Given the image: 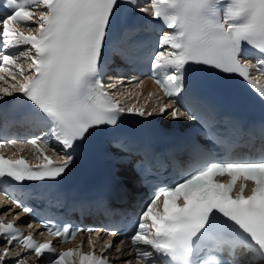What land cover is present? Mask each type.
<instances>
[{
    "label": "snow or ice",
    "instance_id": "obj_1",
    "mask_svg": "<svg viewBox=\"0 0 264 264\" xmlns=\"http://www.w3.org/2000/svg\"><path fill=\"white\" fill-rule=\"evenodd\" d=\"M127 5L136 6L135 0H8L9 11L0 14V81H4L0 103L20 94L48 130L23 141L37 146L35 165L0 152V181L56 180L93 132L118 127L125 114L199 121L206 142L216 136L223 143L213 130L215 110L198 107L200 99L190 89L188 76L197 71L238 75L264 100V84L251 75L255 69L264 76V0H145L137 10L162 25L150 63L168 102L151 111L135 104L122 107L108 91L117 85H105L100 76L110 31ZM245 46L259 54L255 63L243 57ZM114 51L129 58L124 48ZM49 137L63 152L56 161L38 147L50 148ZM18 143L22 142L0 137V148ZM187 167L174 182L154 186L128 237L132 255L140 264H264V155L224 159L205 145L194 144ZM145 178L142 172L141 179ZM4 194L12 198L11 193ZM14 203L31 213L20 200ZM34 223L43 224L62 242L74 239L77 231H93L43 220L30 221L28 227ZM0 236L8 244L0 264L9 258L14 264H27L32 254L37 261L53 254L48 264H76L74 255L79 264H111L103 253L114 247L108 241L98 256L89 238L91 252L80 247L57 251L52 241H36L32 233L24 235L14 221L3 219ZM14 242L21 251H11ZM23 253L27 255L22 258Z\"/></svg>",
    "mask_w": 264,
    "mask_h": 264
},
{
    "label": "bare ground",
    "instance_id": "obj_2",
    "mask_svg": "<svg viewBox=\"0 0 264 264\" xmlns=\"http://www.w3.org/2000/svg\"><path fill=\"white\" fill-rule=\"evenodd\" d=\"M147 84H148V82H147ZM148 85H149V84H148ZM127 102H128V101H127ZM7 246H8V244H7L6 239L3 238L2 236H0V254H2L3 248H4V247H7ZM11 251H12L13 253H15V252H19V251H21V247H18V246L13 245V246L11 247ZM25 255H27V253H23V254H22V258H23V256H25ZM7 264H14V261H13L11 258H9ZM27 264H43V263H42L41 261H35V260L33 259V257H32L31 259H29V260L27 261Z\"/></svg>",
    "mask_w": 264,
    "mask_h": 264
}]
</instances>
